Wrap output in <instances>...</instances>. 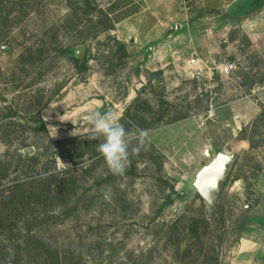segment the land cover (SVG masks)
Segmentation results:
<instances>
[{"label":"rangeland","instance_id":"rangeland-1","mask_svg":"<svg viewBox=\"0 0 264 264\" xmlns=\"http://www.w3.org/2000/svg\"><path fill=\"white\" fill-rule=\"evenodd\" d=\"M176 1L166 21L147 0H0V264L235 262L241 221L264 199L252 190L264 172V60L240 27L245 6ZM210 23L214 52L203 37L213 41L203 33ZM180 24L203 40L205 66L194 74L189 52L153 57V47L165 53L163 28L176 35ZM225 63L234 65L227 75L216 68ZM248 98L259 109L250 121L241 118ZM96 110L149 131L123 175L97 151L103 138L89 139ZM208 148L239 154L214 206L193 185ZM244 245L240 258L250 260Z\"/></svg>","mask_w":264,"mask_h":264},{"label":"crops","instance_id":"crops-1","mask_svg":"<svg viewBox=\"0 0 264 264\" xmlns=\"http://www.w3.org/2000/svg\"><path fill=\"white\" fill-rule=\"evenodd\" d=\"M147 1L148 3L152 2L153 4L158 3L161 6L160 13L153 10L149 11L155 17L166 21L171 18L170 7L171 8L173 7L176 0H147ZM199 1H201V3L203 4V9L205 8L206 5L207 6L209 4L215 5L217 3L214 0H199ZM231 4L242 5V7L245 6V9L243 8L242 10L240 27L243 33H245L252 40L253 46H255L257 52L264 60V0H232ZM181 7L183 8L184 11L179 14L180 15L179 19L183 18V21L184 20L187 21V19L189 20L191 13L190 10L188 11L187 7L183 4L181 5ZM207 13L209 17L207 16ZM207 13L205 10L200 12V14L203 15L201 18L204 19V21L206 20L207 17L209 19H212L210 11H208ZM166 25L168 26L169 23H166ZM190 29L191 26L189 24V29L187 28V31L190 34L188 35L189 36L188 37L187 35H185L187 31L184 28H182L181 24L176 35H172L168 27L163 28V32H161L160 36H162V48L165 51V53L161 52L160 50H159L160 53H157L156 52L157 47H153L154 50L153 57L155 59L158 58L160 60L162 57L165 58V56H167L170 59L171 54H174L173 55L174 59H176L179 56L186 57L185 54L189 52V57L187 59L196 56L200 60H202L198 55V52L200 51L201 45L203 43L202 37H200L201 34L200 33L196 34L194 32L195 35L197 36L194 37ZM204 29L205 31L204 32L202 31L204 35L208 33L210 36H213V41L207 40L205 36L203 37L207 41V49L211 52H214L217 42L216 28L210 23ZM184 35L185 37H183ZM152 38L153 40H155L154 39L155 37ZM175 53H177V55H175ZM186 60H185V64H186ZM248 100L249 102H251V104L249 103V106L251 105V108L250 110H248L246 114H242L241 118L244 119L245 117L247 121H250L256 117L259 109L257 108V104L255 100L250 98H248ZM245 124L247 123L245 122ZM252 190L260 198L264 196V172H261L256 176V178L253 181ZM263 205H264V199L263 201L260 200L257 206L253 208V212L249 218L250 222L242 233V237L240 241L241 245L238 256L235 259V262L233 261V264H246L247 262L252 261V259H255L256 257H258V259H264V209H262ZM245 239L247 246L249 247V249H247L248 253L249 255H251L250 260L249 259L245 260L240 258V255L243 254L242 252L245 246L244 245Z\"/></svg>","mask_w":264,"mask_h":264},{"label":"clouds","instance_id":"clouds-1","mask_svg":"<svg viewBox=\"0 0 264 264\" xmlns=\"http://www.w3.org/2000/svg\"><path fill=\"white\" fill-rule=\"evenodd\" d=\"M87 121L89 124V139L103 138V141L97 145V151L114 175H123L130 163V155L139 154L150 142L147 129L126 130L124 124L119 121L112 110L106 112L93 111L88 115ZM134 141L135 144L133 145ZM130 146L131 152L129 151ZM111 192L112 189L109 186L105 191V195H110Z\"/></svg>","mask_w":264,"mask_h":264},{"label":"water","instance_id":"water-1","mask_svg":"<svg viewBox=\"0 0 264 264\" xmlns=\"http://www.w3.org/2000/svg\"><path fill=\"white\" fill-rule=\"evenodd\" d=\"M86 49L87 47L83 46L77 51L79 60L83 59ZM205 155L212 159L198 171L193 185L200 196L214 206L236 165L239 154L220 151L213 156L212 150L208 148Z\"/></svg>","mask_w":264,"mask_h":264},{"label":"trees","instance_id":"trees-1","mask_svg":"<svg viewBox=\"0 0 264 264\" xmlns=\"http://www.w3.org/2000/svg\"><path fill=\"white\" fill-rule=\"evenodd\" d=\"M108 30L110 29H113L112 26H109L107 28ZM123 47H125L124 45H122ZM75 65L78 66L79 68L83 65L79 62H77V60H75ZM213 80H218V75H214L213 76ZM41 108V107H40ZM3 110V109H2ZM34 119L40 124V129L42 131H44L45 133H47V128H46V125H45V122L40 114V111H37L35 114H34ZM9 117V116H7ZM187 117V115H183V116H178V117H174V118H177L176 120H179V119H182V118H185ZM174 118L170 119V122H174L176 121ZM260 118H263V116L261 114H259V117L258 119ZM260 121V120H259ZM258 120L256 122H259ZM246 128H243L241 131H245ZM230 178V177H229ZM235 180L239 179V177H234ZM251 187V183L247 184V188H250ZM221 196V195H220ZM220 198V197H219ZM219 200V199H218ZM217 204V203H216ZM249 224V219L248 218H243L242 221H241V225H240V229H239V233H243V231L245 230L246 226Z\"/></svg>","mask_w":264,"mask_h":264},{"label":"built area","instance_id":"built-area-1","mask_svg":"<svg viewBox=\"0 0 264 264\" xmlns=\"http://www.w3.org/2000/svg\"><path fill=\"white\" fill-rule=\"evenodd\" d=\"M186 67L190 74H194V72H198L204 69V63L198 57L193 56L186 60ZM234 65L232 63H225L224 65H218L216 68L218 69L220 74L227 75L233 69ZM212 107V106H211ZM213 109L209 110V115H212Z\"/></svg>","mask_w":264,"mask_h":264}]
</instances>
